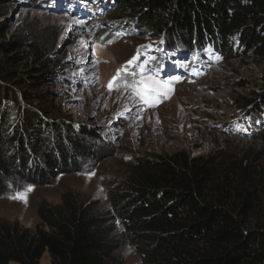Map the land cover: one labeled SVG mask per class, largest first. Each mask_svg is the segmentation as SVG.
Segmentation results:
<instances>
[{
    "label": "trees",
    "instance_id": "obj_1",
    "mask_svg": "<svg viewBox=\"0 0 264 264\" xmlns=\"http://www.w3.org/2000/svg\"><path fill=\"white\" fill-rule=\"evenodd\" d=\"M50 1L37 6L47 8ZM60 1L75 10L84 3L87 14L93 13L95 0ZM99 1L113 5V17L160 41L153 55L140 57L153 71L163 67L165 61L156 57L162 52L178 56L185 72L194 61L203 62L208 49L223 62L248 52L264 58V0ZM85 20L86 30L105 45L102 36L110 29ZM109 41L116 42L115 35ZM27 45L35 63L43 58L36 43ZM13 46L0 43V198L16 194L23 184L52 185L94 156L89 145L94 136L57 121L39 92L48 64L20 75L10 57ZM114 90L131 94L122 84ZM262 102L264 95L252 93L240 107L256 113ZM124 166L125 176L107 192L106 210L69 192L58 206H37L39 224L33 230L1 223L0 264H39L46 252L51 264H125L116 252L128 245L138 264H264V147L241 153L217 148L194 158L186 152L138 157Z\"/></svg>",
    "mask_w": 264,
    "mask_h": 264
},
{
    "label": "rangeland",
    "instance_id": "obj_2",
    "mask_svg": "<svg viewBox=\"0 0 264 264\" xmlns=\"http://www.w3.org/2000/svg\"><path fill=\"white\" fill-rule=\"evenodd\" d=\"M38 1L0 0V43H14L10 57L16 59L20 75L38 69L42 62L48 64L39 92L46 96L57 121L94 136L89 144L94 156L79 162V172L58 176L52 185L31 187L29 192V186L23 184L16 194L0 198V224L18 222L33 230L39 224L37 206H58L69 192L98 201V209L106 210L109 188L125 176L124 165L134 158L179 152L194 158L217 148L241 153L264 147V108L252 113L240 107L242 99L252 93L264 95V58L248 52L244 58L223 62L208 49L203 62L194 61L189 75L185 73L183 82H176L173 77L181 75L186 66L176 56L174 60L162 52L157 59L171 69L161 80L169 81L171 93L163 104L149 108L128 92L109 91L107 84L138 49L140 57L151 56L160 48V41L150 38L143 27L113 17V5L106 1L95 0L91 15L86 10L68 14L61 10L64 2L60 0L49 2L55 8L40 9ZM88 18L99 22L103 31L110 29L109 36H102L105 45L84 27ZM112 35L117 40L114 43L109 41ZM32 42L43 51L37 63L27 45ZM235 42L233 49L237 48ZM145 47L153 48L144 51ZM18 193L24 199L9 198ZM116 255L125 264H138L129 245ZM39 264H51L47 252Z\"/></svg>",
    "mask_w": 264,
    "mask_h": 264
},
{
    "label": "snow or ice",
    "instance_id": "obj_3",
    "mask_svg": "<svg viewBox=\"0 0 264 264\" xmlns=\"http://www.w3.org/2000/svg\"><path fill=\"white\" fill-rule=\"evenodd\" d=\"M87 48L88 45L82 42ZM141 53L137 50V55L128 60L124 65L117 69L115 75L111 77L107 84L109 91L118 89L121 84L125 89L131 91L134 99L142 104L154 107L164 99L169 98L171 87L168 80H161L160 74L164 71L163 67L156 68L154 71L146 67L145 61L140 60ZM27 191H32L29 187ZM10 199H24L22 194L9 197ZM26 202V201H25Z\"/></svg>",
    "mask_w": 264,
    "mask_h": 264
}]
</instances>
